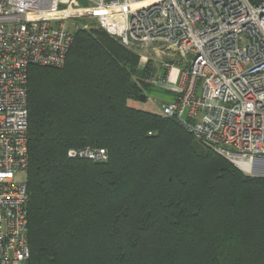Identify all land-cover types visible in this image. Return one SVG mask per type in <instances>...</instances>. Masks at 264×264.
<instances>
[{
    "label": "trees",
    "instance_id": "obj_1",
    "mask_svg": "<svg viewBox=\"0 0 264 264\" xmlns=\"http://www.w3.org/2000/svg\"><path fill=\"white\" fill-rule=\"evenodd\" d=\"M73 37L63 65L28 67L26 264H264V176L131 105L156 71L133 49ZM85 147L106 158L68 155Z\"/></svg>",
    "mask_w": 264,
    "mask_h": 264
},
{
    "label": "built area",
    "instance_id": "obj_2",
    "mask_svg": "<svg viewBox=\"0 0 264 264\" xmlns=\"http://www.w3.org/2000/svg\"><path fill=\"white\" fill-rule=\"evenodd\" d=\"M83 19L127 48L164 55L165 72L150 82L174 96L158 113L264 176V0H0V264L29 258L28 67L63 65L74 31L88 29ZM68 155L104 160L106 151Z\"/></svg>",
    "mask_w": 264,
    "mask_h": 264
},
{
    "label": "rangeland",
    "instance_id": "obj_3",
    "mask_svg": "<svg viewBox=\"0 0 264 264\" xmlns=\"http://www.w3.org/2000/svg\"><path fill=\"white\" fill-rule=\"evenodd\" d=\"M87 25L88 28L90 27H97V22L95 21V19H83V20H79L77 21V25L79 27H82L81 25ZM74 29V28H72ZM132 51H134L135 53L138 54L139 56V60H138V66L140 68L145 67L146 65H149L151 67H155L156 71H155V76H152L150 80H152L154 77L158 76V75H162L165 72V69L162 65V58H164V55L160 56L162 57L161 59L159 57H156L155 51L153 49H133ZM143 57H146V60L144 62V60H142ZM182 65V64H181ZM177 66V65H176ZM173 77H176V75L178 74V67H174L173 72H172ZM172 77V78H173ZM147 83H150V85L152 86L153 90H147L145 89L144 92H142L143 94H149L148 98L146 100H129V103L135 107H139L148 111H152V112H158L159 111V103H161L162 101L159 99H162L163 101H168L172 98V94L171 93H164V92H160V90H166L165 88L156 86L154 84H152L149 80L146 81ZM170 92V91H169ZM203 145V144H202ZM205 146V145H203ZM207 147V146H205ZM244 174H246V172H244V170L236 165Z\"/></svg>",
    "mask_w": 264,
    "mask_h": 264
},
{
    "label": "water",
    "instance_id": "obj_4",
    "mask_svg": "<svg viewBox=\"0 0 264 264\" xmlns=\"http://www.w3.org/2000/svg\"><path fill=\"white\" fill-rule=\"evenodd\" d=\"M140 98H141V99H145V98H146V95H145V94H141V95H140Z\"/></svg>",
    "mask_w": 264,
    "mask_h": 264
},
{
    "label": "crops",
    "instance_id": "obj_5",
    "mask_svg": "<svg viewBox=\"0 0 264 264\" xmlns=\"http://www.w3.org/2000/svg\"><path fill=\"white\" fill-rule=\"evenodd\" d=\"M170 93H171V92H170ZM171 94H172V98H173L174 94H173V93H171ZM172 98H171V99H172ZM159 100L163 101L162 99H159Z\"/></svg>",
    "mask_w": 264,
    "mask_h": 264
}]
</instances>
